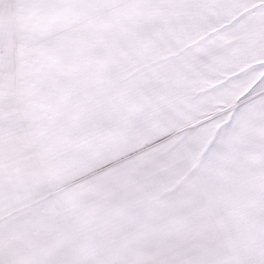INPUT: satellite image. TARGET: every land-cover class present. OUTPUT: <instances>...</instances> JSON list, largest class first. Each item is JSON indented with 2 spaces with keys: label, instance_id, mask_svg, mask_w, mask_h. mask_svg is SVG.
<instances>
[{
  "label": "snow or ice",
  "instance_id": "6c2138e0",
  "mask_svg": "<svg viewBox=\"0 0 264 264\" xmlns=\"http://www.w3.org/2000/svg\"><path fill=\"white\" fill-rule=\"evenodd\" d=\"M0 264H264V0H0Z\"/></svg>",
  "mask_w": 264,
  "mask_h": 264
}]
</instances>
